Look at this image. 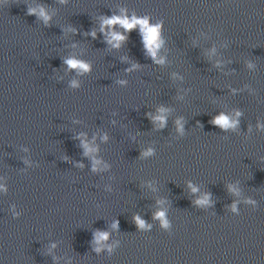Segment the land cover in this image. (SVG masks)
Wrapping results in <instances>:
<instances>
[{
  "label": "clouds",
  "instance_id": "clouds-1",
  "mask_svg": "<svg viewBox=\"0 0 264 264\" xmlns=\"http://www.w3.org/2000/svg\"><path fill=\"white\" fill-rule=\"evenodd\" d=\"M30 11H35V10H30ZM40 15L45 19V21H47L49 19V17L47 16V14L43 8L40 9ZM104 23L106 25H113V24L118 23L125 30H131L137 24L140 25L141 29H142L143 38L145 41V46L149 49V51L151 52L153 57L155 56V49L159 47L158 33H159L160 25L149 26L147 18L137 19V18L133 17L131 20H129L127 18H121V17H115V16L112 18L105 19ZM94 35H95V33H93V36ZM112 39L117 42L114 46L118 47L119 41L124 40L125 37L120 35V34L113 33ZM65 62L68 64V66L70 68L77 69L78 71H81V72L88 71V69H89L88 64H86L82 61H78L76 59H68ZM160 62L162 63V61H160ZM73 85L75 86V82H73ZM157 119H159V120H161V122H163L164 118H163V116H161V117H157ZM214 123H216L218 125H222L224 127L229 126V121L224 116H221L218 119H216L214 121ZM85 147L87 148V145H85ZM88 151H94V149H88ZM96 163L98 164L99 161H96ZM205 202L206 201H201L200 203H205ZM158 216L163 220L164 213L163 212L158 213ZM136 220H137L138 224H141V226L143 225V222L140 220L139 217H137ZM164 224H165V226H167L166 221H164ZM101 238H106V234H102Z\"/></svg>",
  "mask_w": 264,
  "mask_h": 264
}]
</instances>
